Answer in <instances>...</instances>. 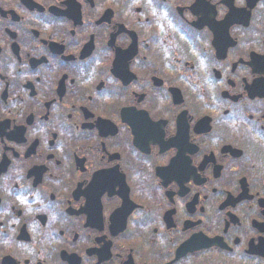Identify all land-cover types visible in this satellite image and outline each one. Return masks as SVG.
<instances>
[{
	"label": "flooded vegetation",
	"instance_id": "af4514ba",
	"mask_svg": "<svg viewBox=\"0 0 264 264\" xmlns=\"http://www.w3.org/2000/svg\"><path fill=\"white\" fill-rule=\"evenodd\" d=\"M0 264H264V0H0Z\"/></svg>",
	"mask_w": 264,
	"mask_h": 264
}]
</instances>
